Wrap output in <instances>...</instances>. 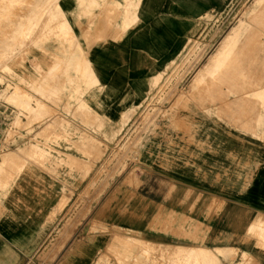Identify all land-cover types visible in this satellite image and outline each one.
Listing matches in <instances>:
<instances>
[{
  "label": "crops",
  "instance_id": "1",
  "mask_svg": "<svg viewBox=\"0 0 264 264\" xmlns=\"http://www.w3.org/2000/svg\"><path fill=\"white\" fill-rule=\"evenodd\" d=\"M40 1L41 27L55 32L47 44L56 52L49 70L59 62L63 73L54 81L48 76L43 85L48 93L64 90L57 102L47 101L44 110L58 116V123L80 116L83 112L71 100L76 96L111 124L148 97L154 79L177 60L193 35L194 10L209 3L138 0L135 14H129L122 0H84L98 2L89 9L80 5L81 0H54L50 5L48 0ZM57 5L64 15L53 17ZM79 56L88 59L95 85L78 73ZM81 87L85 92L79 96ZM263 97L264 92L256 90L234 92L227 97L233 101L204 108V114L194 115L191 110L178 114L177 129L171 133L164 124L159 131L166 134L153 136L152 152L144 148V159L135 162L134 192L145 213L131 212L126 225L147 241L164 245L186 243L195 228L206 246L233 248L239 257L247 253L256 264H264V249L253 235L264 231V106L257 102ZM72 124L82 129L79 119ZM7 144L26 145L17 138ZM26 157L17 154L9 159L10 175L14 163L15 173L18 164L30 163L14 185L30 198L14 222L9 220L12 212L1 211L0 264H24L49 238L47 212L54 201L50 204L48 197L60 192L56 190L60 178L53 181L47 166L34 165ZM76 174L71 178L80 177L79 171ZM80 187H69L66 193L77 194ZM62 264H71L68 255Z\"/></svg>",
  "mask_w": 264,
  "mask_h": 264
},
{
  "label": "rangeland",
  "instance_id": "2",
  "mask_svg": "<svg viewBox=\"0 0 264 264\" xmlns=\"http://www.w3.org/2000/svg\"><path fill=\"white\" fill-rule=\"evenodd\" d=\"M36 1L0 0V212L7 208L13 213L9 220L14 222L23 203L29 200V196L14 185L30 163L18 164L17 173L14 163L10 175V157L26 155L34 165L47 166L50 176L55 178L53 181L61 179L60 189H56L60 192L48 197L50 204L54 201L47 212L49 238L24 264H62L67 255L71 264H88L89 259L90 264H256V259L247 253L239 257L236 250L232 253L229 249L206 246L195 228L186 243L164 245L147 241L140 232L126 225L131 212L145 213V205L134 192V170L135 162L144 159L141 157L144 148L152 152L153 136L158 138L159 133L165 135L177 129L175 124L180 113L191 110L194 115L204 114V108L233 101L227 97L234 92H264V26L261 25L264 14L258 18V12L248 19L257 26L241 34L251 36L250 47L244 51L248 54L226 60L224 69L212 68L204 74L199 86H192L198 70L229 30L245 17L255 0H209L205 9L194 10L193 35L185 50L164 74L154 79L148 97L130 106L117 124L108 123L104 116L91 112L76 96L71 100L77 102L83 112L80 116H68L58 123V116L44 110L47 101L57 102L64 91L48 93L44 80L49 76L54 81V76L63 73L59 62L49 70L56 52L53 49L51 52L47 44L55 37V32L48 26L42 29L44 16H38L41 1ZM48 1L50 5L54 0ZM122 2L129 14H135L138 0ZM80 5L89 9L98 2L81 0ZM118 7L122 9L123 5ZM58 14L64 15L59 5L53 17ZM65 27L70 28L66 21ZM89 66L88 59L78 57V73L88 76L90 83L95 85ZM84 92L81 87L77 94L80 96ZM257 102L264 106V99L258 98ZM77 119L82 129L72 124ZM164 124L167 131L160 132ZM16 138L26 145L4 146ZM46 158L48 163L44 162ZM77 171L80 177L71 178ZM80 184L77 194L66 193L69 187ZM5 189L11 200L3 196ZM253 235L264 249V231ZM142 240L152 248L148 251L141 246L128 248L134 243L141 245ZM74 245L79 247L71 249ZM177 248L192 255L174 256V252L170 255V250ZM261 262L264 263V259Z\"/></svg>",
  "mask_w": 264,
  "mask_h": 264
},
{
  "label": "bare ground",
  "instance_id": "3",
  "mask_svg": "<svg viewBox=\"0 0 264 264\" xmlns=\"http://www.w3.org/2000/svg\"><path fill=\"white\" fill-rule=\"evenodd\" d=\"M58 9H57V11H58ZM256 12H258V15H257L258 18L263 16V14H264V0H255L252 8L248 9L245 12V17H243V19H241V21L237 25H235L234 27H232L229 30V32L225 35V37L220 42V44L218 45V47L216 48L214 53H212V55L209 57L208 61L205 62L203 64V66L198 70V72H197V74L195 76V80L193 81V84H192L193 87H196L198 84H200L202 81H204V74L206 72H210V70H212V68L219 69L221 67V70H222L226 66L225 65L226 64V60H234V59H237V58H243V57H245L246 54H248V53H245L244 51L247 50L248 47H250L251 36H242L241 34H242V32L251 31V30H253L255 28L254 26H257V24H251L248 21V19L253 15V13H256ZM261 25L264 26V21L261 22ZM97 27H98V25H97ZM193 95H195V94L193 93ZM2 194H3V196H9V191H7L5 189V191L2 192ZM8 198L11 200L10 196ZM13 202L15 203V200ZM14 205H16L18 207V205L16 203ZM3 210H4V208H3ZM3 215H4V212H2V213L0 212V216L2 218H3ZM252 227H254V225ZM125 241H127V240L125 239ZM143 243H146V244H143ZM140 246L145 251H148V250H150L152 248V246L150 244H148L146 241H143V240L141 242V245L137 244V243H134V244L128 245V248L131 250V249L138 248ZM218 249H229L232 253L237 251V250L234 251L235 249H233V248H218ZM170 251H171V253H170ZM170 251H169L170 255L173 252L176 253V255L173 254L174 256L183 255V256H186V257H190L192 255L191 252L188 253L189 251H187V250H185L183 248H177V249L170 250ZM169 253H168V255H169ZM233 256H235V255H233Z\"/></svg>",
  "mask_w": 264,
  "mask_h": 264
},
{
  "label": "built area",
  "instance_id": "4",
  "mask_svg": "<svg viewBox=\"0 0 264 264\" xmlns=\"http://www.w3.org/2000/svg\"><path fill=\"white\" fill-rule=\"evenodd\" d=\"M4 146H8V144H4Z\"/></svg>",
  "mask_w": 264,
  "mask_h": 264
}]
</instances>
